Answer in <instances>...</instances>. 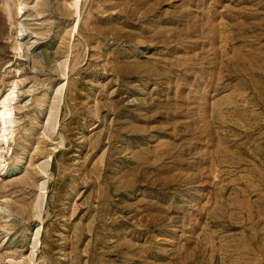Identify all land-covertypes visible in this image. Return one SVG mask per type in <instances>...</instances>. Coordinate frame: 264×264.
Masks as SVG:
<instances>
[{"label": "rangeland", "instance_id": "1", "mask_svg": "<svg viewBox=\"0 0 264 264\" xmlns=\"http://www.w3.org/2000/svg\"><path fill=\"white\" fill-rule=\"evenodd\" d=\"M7 100L0 264H264V0H0Z\"/></svg>", "mask_w": 264, "mask_h": 264}, {"label": "bare ground", "instance_id": "2", "mask_svg": "<svg viewBox=\"0 0 264 264\" xmlns=\"http://www.w3.org/2000/svg\"><path fill=\"white\" fill-rule=\"evenodd\" d=\"M21 10L23 11V9L21 8ZM21 11V12H22ZM23 13V12H22ZM20 15V14H19ZM23 33V32H22ZM25 34V33H24ZM23 34V35H24ZM21 36H22V34H21ZM25 38H26V36H25ZM47 52V51H46ZM46 55L48 54V53H45ZM45 55V56H46ZM13 94H15L14 92H13ZM10 99H12V98H10ZM12 102L14 101V99H12L11 100ZM8 100L7 101H5V102H3L2 103V108H1V110H4V111H2V113H1V130L2 131H4V128H6L5 130L6 131H8L7 129H9V125L12 123V121H11V111L9 110V108H10V106L8 105ZM5 131V132H6ZM2 140H6L7 141V138H6V136L4 135L3 137H2ZM2 140H0V141H2ZM3 142V141H2ZM1 142V143H2ZM3 144V143H2Z\"/></svg>", "mask_w": 264, "mask_h": 264}]
</instances>
